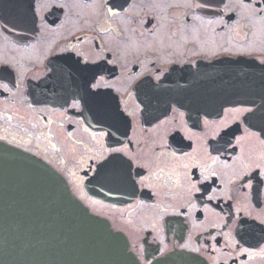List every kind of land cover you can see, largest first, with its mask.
Segmentation results:
<instances>
[{"label":"flooded vegetation","instance_id":"af4514ba","mask_svg":"<svg viewBox=\"0 0 264 264\" xmlns=\"http://www.w3.org/2000/svg\"><path fill=\"white\" fill-rule=\"evenodd\" d=\"M235 60L264 67V0H0V140L141 264H264V97L194 89Z\"/></svg>","mask_w":264,"mask_h":264},{"label":"water","instance_id":"95a60500","mask_svg":"<svg viewBox=\"0 0 264 264\" xmlns=\"http://www.w3.org/2000/svg\"><path fill=\"white\" fill-rule=\"evenodd\" d=\"M222 67L196 84L208 92L197 99L223 108L264 97V67L242 60ZM0 264L141 263L127 237L92 213L52 165L0 140Z\"/></svg>","mask_w":264,"mask_h":264},{"label":"snow or ice","instance_id":"6c2138e0","mask_svg":"<svg viewBox=\"0 0 264 264\" xmlns=\"http://www.w3.org/2000/svg\"><path fill=\"white\" fill-rule=\"evenodd\" d=\"M236 111H247L246 109H237ZM114 151H120V149H115Z\"/></svg>","mask_w":264,"mask_h":264}]
</instances>
